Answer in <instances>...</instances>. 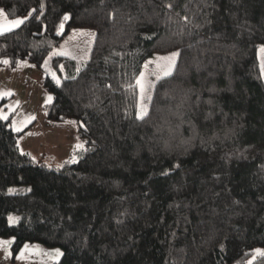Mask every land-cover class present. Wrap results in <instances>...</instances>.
Here are the masks:
<instances>
[{
	"label": "trees",
	"instance_id": "trees-1",
	"mask_svg": "<svg viewBox=\"0 0 264 264\" xmlns=\"http://www.w3.org/2000/svg\"><path fill=\"white\" fill-rule=\"evenodd\" d=\"M0 10L24 18L0 33V67L39 70L46 118L75 120L85 142L61 166L33 160L10 97L0 102V239L14 254L38 244L59 250L52 264H264V0H0ZM74 29L95 31L86 63L47 62ZM174 50L138 117L143 64Z\"/></svg>",
	"mask_w": 264,
	"mask_h": 264
},
{
	"label": "rangeland",
	"instance_id": "rangeland-1",
	"mask_svg": "<svg viewBox=\"0 0 264 264\" xmlns=\"http://www.w3.org/2000/svg\"><path fill=\"white\" fill-rule=\"evenodd\" d=\"M17 19L23 20L24 18L9 19L4 13L0 16V26H5L8 22ZM94 37L95 31L91 29L72 30L51 52L47 62L54 56L62 55L74 59L78 66L82 67L89 59ZM261 49H264V45H260L257 50L264 82V52ZM173 53L178 54V51L155 54L143 64L137 79L139 90L138 117H143L146 115L144 113L148 111L155 82L161 77L168 76L164 73L168 70L169 61L164 58L171 57ZM177 56L171 67V73ZM33 70L37 69L33 68ZM6 72L8 75H1L0 77V102L3 97H10L6 102L7 112L17 110V116L13 118L11 127L15 131H23L17 140L20 151L28 154L33 160H39L56 167L61 166L66 160L75 159L76 154H78L76 152L85 148V142L78 134V125L75 120L51 122L46 118L42 106L51 100V95L42 89L39 80L36 78L41 72L37 70L29 74L22 69ZM8 89L9 91H7ZM24 189L13 187L12 192ZM16 221L17 215L11 214L9 222L14 224ZM0 242H4L0 243V264H52L59 257L57 255L58 249L47 250L38 244H26L18 253L14 254L11 249L12 239H0Z\"/></svg>",
	"mask_w": 264,
	"mask_h": 264
},
{
	"label": "snow or ice",
	"instance_id": "snow-or-ice-1",
	"mask_svg": "<svg viewBox=\"0 0 264 264\" xmlns=\"http://www.w3.org/2000/svg\"><path fill=\"white\" fill-rule=\"evenodd\" d=\"M2 15H4L3 10H0V16H2ZM68 19H69V17L67 15H65L64 18H63L64 21H66ZM23 22L24 21L21 20V19L12 20V21L8 22L7 25L0 26V32L9 31V30H11V28L17 27L20 24H22ZM60 28L61 29L63 28V21L60 24ZM261 51L264 52V49H261ZM177 55H178L177 53H173L171 57L164 58V59H167L169 61V67H168V70L165 71V73H164L165 75H170L171 74V67L174 64V60H175V57ZM3 63H8V61H3ZM138 83H139V81H138ZM144 114H146V113H144ZM0 119H7V117L6 116H0ZM0 243H4V242H0ZM257 252L260 255H264V252H260L259 250H257ZM57 255H60V253L58 251H57Z\"/></svg>",
	"mask_w": 264,
	"mask_h": 264
},
{
	"label": "crops",
	"instance_id": "crops-1",
	"mask_svg": "<svg viewBox=\"0 0 264 264\" xmlns=\"http://www.w3.org/2000/svg\"><path fill=\"white\" fill-rule=\"evenodd\" d=\"M19 69H22V71H26V72H29V74H31V73H33V71H37V70H33V68L31 67V66H29L28 64H21V65H18L17 67H15V68H7V67H0V70H2L1 72H0V77H1V75H8L7 74V72L6 71H10V72H14V71H17V70H19ZM35 69V68H34ZM37 73V72H36ZM41 76H42V74H38L37 76H36V78L39 80V82H40V79H41ZM7 91H9V89L7 90ZM4 98V97H3ZM3 98L1 99V100H3ZM9 103V102H8ZM7 103V104H8ZM6 107H7V105H6ZM7 112V111H6ZM17 116V110H15V113H14V116H13V118L14 117H16ZM13 120V119H12ZM12 122V121H11ZM25 153V152H24Z\"/></svg>",
	"mask_w": 264,
	"mask_h": 264
}]
</instances>
